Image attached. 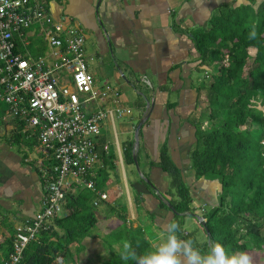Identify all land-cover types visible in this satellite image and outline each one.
I'll use <instances>...</instances> for the list:
<instances>
[{
  "label": "crops",
  "instance_id": "obj_1",
  "mask_svg": "<svg viewBox=\"0 0 264 264\" xmlns=\"http://www.w3.org/2000/svg\"><path fill=\"white\" fill-rule=\"evenodd\" d=\"M261 1L47 0L55 21L84 31L86 62L95 85L116 88L119 106L130 109V113L114 117L125 121L121 126L122 140L117 139L114 119L102 123L99 143L106 145L115 159L105 167L107 182L103 191L107 199L98 200L97 222L81 241L82 250L78 253L73 247L78 264H104L112 251L119 253L123 243L130 242L125 232L132 229L144 234L152 250L164 242L163 224L175 220V213L168 207V175L154 163L164 142L189 188L190 212L203 217L218 204V180L212 176L197 178L190 169L189 155L196 141L192 119L199 117V109L205 106L204 97L196 88L200 78H195L198 74L207 76L210 70L201 63L194 35L207 31L220 11L248 4L257 8ZM28 33L29 45L31 41H43L36 31ZM123 87L132 93L134 109L127 105ZM115 106L109 98L97 99L89 108ZM4 110L0 101V246L9 236L6 225L16 229L32 218L41 207L44 192L35 145L29 148L30 140L25 137L17 141L11 138L17 126ZM144 118L147 119L139 132L136 168L134 163H124L123 149L126 142L133 140L134 151L135 126ZM109 127L115 144L110 140ZM97 166L103 167L101 160ZM80 189L82 186L71 193ZM178 222L183 229L181 239L194 238L198 245L209 244L205 229L188 212L180 214Z\"/></svg>",
  "mask_w": 264,
  "mask_h": 264
},
{
  "label": "trees",
  "instance_id": "obj_2",
  "mask_svg": "<svg viewBox=\"0 0 264 264\" xmlns=\"http://www.w3.org/2000/svg\"><path fill=\"white\" fill-rule=\"evenodd\" d=\"M251 24L257 25L256 40L248 38ZM194 41L201 63L210 70L196 87L204 97L205 106L203 110L199 109V117L192 119L196 141L189 155L190 169L195 177L212 176L221 186L218 204L203 213L209 244L198 246L202 252H207L210 244L220 243L231 253H250L253 263L263 264L264 0L257 8L248 4L220 11L212 18L207 31L194 35ZM31 42L27 51L33 57L45 54L47 47L42 40ZM15 43L16 51L25 52L19 39ZM211 66L213 72H210ZM16 126L11 138L17 141L24 136L21 134L23 125L16 122ZM29 140V148H32L36 140ZM102 146L100 144L98 163L101 160L103 167L97 166L90 177L94 189L82 186L77 193H68L63 215L53 218L48 227L38 233L36 240L27 245L19 264H78L73 247L78 253L82 250L81 241L97 222L94 200L100 199H97L96 191L104 192L105 167L115 159V155L102 150ZM123 161L134 163L133 140L124 145ZM154 163L168 175L167 192L171 195L168 204L177 212L175 220L179 221L180 214L192 211V199L165 142ZM6 226L9 236L0 246V264H5L9 258L15 237V229ZM126 233L138 254L152 250L140 230L132 229ZM179 235L182 236L183 231ZM104 264L125 262L119 253L112 251Z\"/></svg>",
  "mask_w": 264,
  "mask_h": 264
},
{
  "label": "built area",
  "instance_id": "obj_3",
  "mask_svg": "<svg viewBox=\"0 0 264 264\" xmlns=\"http://www.w3.org/2000/svg\"><path fill=\"white\" fill-rule=\"evenodd\" d=\"M32 30L47 45L42 56L33 57L25 48ZM16 39L25 52L16 51ZM86 59L84 31L55 21L47 0H0V101L6 105L5 114L23 125L21 134L36 140L44 191L36 214L15 229L5 264H19L27 245L63 215L68 193L79 186L94 189L90 177L100 157L102 123L130 113L119 106L116 88L95 85ZM109 98L114 108H89L93 101ZM96 193L97 199L107 197Z\"/></svg>",
  "mask_w": 264,
  "mask_h": 264
},
{
  "label": "clouds",
  "instance_id": "obj_4",
  "mask_svg": "<svg viewBox=\"0 0 264 264\" xmlns=\"http://www.w3.org/2000/svg\"><path fill=\"white\" fill-rule=\"evenodd\" d=\"M248 38H258L257 25L251 24ZM166 239L154 250L138 254L131 243L125 241L119 256L125 264H253V258L246 252L231 253L220 243H212L207 252H202L196 239H181V224L167 220L163 224Z\"/></svg>",
  "mask_w": 264,
  "mask_h": 264
},
{
  "label": "rangeland",
  "instance_id": "obj_5",
  "mask_svg": "<svg viewBox=\"0 0 264 264\" xmlns=\"http://www.w3.org/2000/svg\"><path fill=\"white\" fill-rule=\"evenodd\" d=\"M92 67V66H91ZM214 71V67H212L211 66V71L210 72H213ZM200 74H198V75H196V78H195V80H197L198 79V77L200 78V80H202L203 79V77H204V75L203 76H199ZM69 82H71V79H69ZM123 85V84H122ZM123 91H124V93L126 94V97L128 98V102H127V105L129 106V108L130 107H132L133 108V96H132V93L128 90L127 91V88L126 87H123ZM259 107H261V106H259ZM261 108H263L264 109V106H262ZM134 109V108H133ZM125 124V121L123 120V119H117V118H115L114 119V127H115V131H116V133H117V139L120 141V140H122L121 138H122V136H124L123 134H122V132H121V126L122 125H124ZM108 130L110 131V140L115 144V136H114V133H113V130H112V128H108ZM134 137V136H133ZM249 255H251L250 253H248ZM259 254H260V252H259ZM263 260H262V262H263V264H264V252H263V258H262ZM256 260V257L254 256V261ZM256 262H254L253 264H255Z\"/></svg>",
  "mask_w": 264,
  "mask_h": 264
},
{
  "label": "water",
  "instance_id": "obj_6",
  "mask_svg": "<svg viewBox=\"0 0 264 264\" xmlns=\"http://www.w3.org/2000/svg\"><path fill=\"white\" fill-rule=\"evenodd\" d=\"M148 106H151L149 104H146V107ZM147 119V118H144V119H141L140 121H138L137 125L135 126V130H134V151H133V161H134V164L136 166V168H138V163H137V158H136V152H137V148H138V145H139V132L141 130V127H142V124L144 122V120ZM145 182H147L148 184H150L149 180L148 179H145ZM169 209L173 212V213H177L174 208L172 207V205H168ZM188 215L190 216H193L195 217L199 223L203 226V228L205 229L206 233L208 234V229L205 225V220L203 219L202 216H199V215H196L192 212H188Z\"/></svg>",
  "mask_w": 264,
  "mask_h": 264
}]
</instances>
